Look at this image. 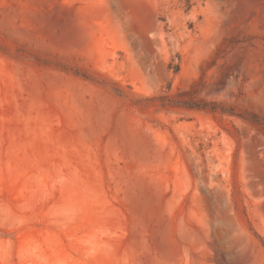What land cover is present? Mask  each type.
I'll return each mask as SVG.
<instances>
[{
  "label": "rangeland",
  "instance_id": "1",
  "mask_svg": "<svg viewBox=\"0 0 264 264\" xmlns=\"http://www.w3.org/2000/svg\"><path fill=\"white\" fill-rule=\"evenodd\" d=\"M0 264H264V0H0Z\"/></svg>",
  "mask_w": 264,
  "mask_h": 264
}]
</instances>
